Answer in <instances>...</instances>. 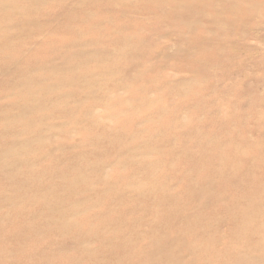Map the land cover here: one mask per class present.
Returning a JSON list of instances; mask_svg holds the SVG:
<instances>
[{"label": "rangeland", "instance_id": "obj_1", "mask_svg": "<svg viewBox=\"0 0 264 264\" xmlns=\"http://www.w3.org/2000/svg\"><path fill=\"white\" fill-rule=\"evenodd\" d=\"M0 225V264H264V0H0Z\"/></svg>", "mask_w": 264, "mask_h": 264}, {"label": "bare ground", "instance_id": "obj_2", "mask_svg": "<svg viewBox=\"0 0 264 264\" xmlns=\"http://www.w3.org/2000/svg\"><path fill=\"white\" fill-rule=\"evenodd\" d=\"M76 46V45H75ZM117 50V49H116ZM115 51V50H114ZM142 88V87H141ZM142 92V91H141ZM144 92V91H143ZM160 105V104H159ZM3 201V200H2ZM2 203V202H1ZM1 226V225H0Z\"/></svg>", "mask_w": 264, "mask_h": 264}]
</instances>
